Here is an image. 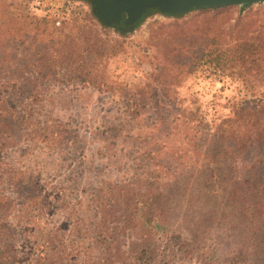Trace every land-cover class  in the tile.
<instances>
[{
  "label": "rangeland",
  "instance_id": "374dc122",
  "mask_svg": "<svg viewBox=\"0 0 264 264\" xmlns=\"http://www.w3.org/2000/svg\"><path fill=\"white\" fill-rule=\"evenodd\" d=\"M82 1L83 13L58 27L33 0H0V79L20 82L11 100L19 115L32 112L30 127L19 137L16 129L0 155V264H263L262 250L232 253L252 224L245 205L230 198L238 175L211 160L216 130L202 145L190 137L191 155L178 168L188 141L174 125L182 124L178 113L212 122L229 113V100L264 92V81L248 85L236 63L215 60L219 53L231 58L237 42L264 36V3L181 16L152 11L123 30ZM153 121L154 133L178 148L163 152L173 162L144 157L138 138L147 130L139 125ZM160 162L173 167L153 176ZM153 181L168 194V215L152 226L153 251L137 257L134 242L147 233L138 236L140 212L123 211V201L132 193L138 199L131 186L143 192ZM117 182L130 184L129 193L119 197ZM109 197L118 216L103 215Z\"/></svg>",
  "mask_w": 264,
  "mask_h": 264
},
{
  "label": "trees",
  "instance_id": "16d2710c",
  "mask_svg": "<svg viewBox=\"0 0 264 264\" xmlns=\"http://www.w3.org/2000/svg\"><path fill=\"white\" fill-rule=\"evenodd\" d=\"M3 25L4 23L0 21V26ZM40 33H42V31ZM232 49L234 55L232 54L231 58H225L223 56L224 53L216 54L215 60L217 63L222 64L221 61L228 65L233 64L232 62L236 63L239 66V69H242V72L245 73V76L242 79H244V82L248 85L256 80H258V82L264 81V36L253 38L251 42H237L233 45ZM212 62H215L214 59H212ZM8 65H5V67ZM85 82L88 84L91 83L89 79H85ZM29 83L30 81L25 79L22 87H27L29 92H32ZM9 84L14 87L11 91H8L9 89L7 86ZM19 84L20 82L14 78L10 80L0 79V155L2 154L7 141L15 138L14 135L16 129L18 130L17 137H19L22 128L25 129V125H28L29 127L31 125L32 112H29L28 109L22 108L20 111L28 112V116L25 115V113L19 115L15 104L11 100L13 89ZM34 98L36 97L34 96ZM228 104L230 106L229 113L222 115L223 117L218 113V117L212 122L208 121L204 115L199 114L198 112V115L195 112L188 114L194 119L187 117V113H178L177 119H181L182 124L180 125L178 122L179 124L177 123V125L180 126L179 130L176 125H174V129L179 132L181 131V128H184L182 133L186 134L185 139L186 142L188 141L185 144V147L187 148L186 151L184 153L180 152V156L177 158L179 165L178 168L183 167V162H181L182 158L191 155V150L187 147V145L191 143L189 142L190 137L191 139H198L197 144H200L203 141L204 136L208 134L209 131H212V129H215L216 132H212L214 140L212 142V147H210V153L213 157L211 160L216 166H219V168H222L225 164L227 166L228 164V169H231L238 175L237 177L239 178V181L230 191V198H233L234 201H240V203L242 202L245 205L244 207L246 208L250 224H252L251 227L246 229L245 233L247 234L244 239H241V241L236 244V249H234V246L232 247V253L233 250H235L238 255H243L244 251L248 252V249L250 248V251L255 254V252L259 253V250L264 251V92L253 96L252 98L240 97L236 100H229ZM163 120H165L164 117L157 121ZM155 124L156 121L150 122L149 125H146L144 122L139 125L141 128L139 130H147L145 138L141 136L138 138L143 139L144 141V157L149 162L156 155H159V157L162 155L161 158L166 159L168 163L169 161L173 162L175 157L167 153L163 154V152H167L165 149L166 147L175 149L176 151L178 148L173 144L168 145L169 141L161 139L162 135L157 136V134L154 133L153 129L155 128ZM161 125V128H163V123H161ZM173 130L169 132V136L174 133ZM4 134L5 136L2 137ZM235 161L236 165L233 166ZM151 164L153 165V163ZM158 167L159 168L155 169V171H150V173H153V176H162L163 173H169L173 165L170 166L169 164H163L160 162L158 163ZM118 184L124 186V191L118 193L119 197H122L125 192L126 194L129 193L126 188L130 186V184L126 182H117L112 185L115 191L119 188ZM131 187L136 190L139 197L134 201L135 194H129L133 199L128 201L125 196L123 201L125 208L123 211L127 212L131 210V214L140 212L137 217V223L141 226L140 229H138L137 234L138 236L143 237V233H147V235L144 236V241L134 242L138 247L136 250L138 254L137 257H140V253L144 255L146 252L151 253L153 251V243L149 240V238L152 237L150 234L154 233L152 226H156L157 217L159 215H162V217H165L166 214L168 215L166 205L168 194L164 191L158 190L154 185V181L152 184L144 183L143 192L141 189L135 188V186ZM113 191V189L109 188L106 193H109L114 197L117 196L116 194H113L115 192ZM114 197L106 199L107 209L104 211L103 215L110 214V212L113 211L114 215L118 216L120 210L114 206L117 202H115V200L112 202ZM101 206L103 207L104 205ZM162 217H160V219ZM125 219L129 221L127 217L122 218V220ZM107 238L108 237L102 239V241H108ZM108 249H106V253L110 252ZM262 254L264 255V253ZM237 257L235 256V258ZM262 263L264 264V257L262 258ZM209 264H213V262L210 261Z\"/></svg>",
  "mask_w": 264,
  "mask_h": 264
},
{
  "label": "water",
  "instance_id": "95a60500",
  "mask_svg": "<svg viewBox=\"0 0 264 264\" xmlns=\"http://www.w3.org/2000/svg\"><path fill=\"white\" fill-rule=\"evenodd\" d=\"M96 17L105 25H131L132 28L150 12L181 16L195 9L228 6L248 8L264 0H88Z\"/></svg>",
  "mask_w": 264,
  "mask_h": 264
},
{
  "label": "built area",
  "instance_id": "2783aa9c",
  "mask_svg": "<svg viewBox=\"0 0 264 264\" xmlns=\"http://www.w3.org/2000/svg\"><path fill=\"white\" fill-rule=\"evenodd\" d=\"M33 8L55 26H62L80 16L85 9L82 0H33Z\"/></svg>",
  "mask_w": 264,
  "mask_h": 264
},
{
  "label": "flooded vegetation",
  "instance_id": "af4514ba",
  "mask_svg": "<svg viewBox=\"0 0 264 264\" xmlns=\"http://www.w3.org/2000/svg\"><path fill=\"white\" fill-rule=\"evenodd\" d=\"M143 18H141V20H142ZM140 20V21H141ZM137 24V23H136ZM135 24V25H136ZM116 28H122V29H126V30H129V29H131L132 28V26L131 25H129V24H127V25H123V24H118V25H116L115 26Z\"/></svg>",
  "mask_w": 264,
  "mask_h": 264
}]
</instances>
